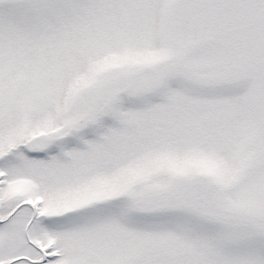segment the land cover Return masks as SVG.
Returning <instances> with one entry per match:
<instances>
[{
  "label": "rangeland",
  "instance_id": "374dc122",
  "mask_svg": "<svg viewBox=\"0 0 264 264\" xmlns=\"http://www.w3.org/2000/svg\"><path fill=\"white\" fill-rule=\"evenodd\" d=\"M23 255L264 264V0H0V263Z\"/></svg>",
  "mask_w": 264,
  "mask_h": 264
},
{
  "label": "flooded vegetation",
  "instance_id": "af4514ba",
  "mask_svg": "<svg viewBox=\"0 0 264 264\" xmlns=\"http://www.w3.org/2000/svg\"><path fill=\"white\" fill-rule=\"evenodd\" d=\"M27 229V228H26ZM27 232L26 233H28V229L26 230ZM26 240H27V242L28 243H26L25 245H33V246H35L34 245V243L32 242V240L30 239V237L28 238V236L26 237ZM30 247V246H29ZM27 257H25V255H23L22 256V258L23 259H25V261L26 262H32V264H45V262H43V260L41 261V262H34L33 260H30V258H28V255H26ZM45 261V260H44ZM5 263V262H4ZM0 264H2V263H0Z\"/></svg>",
  "mask_w": 264,
  "mask_h": 264
}]
</instances>
